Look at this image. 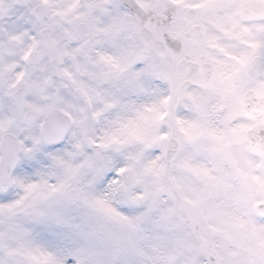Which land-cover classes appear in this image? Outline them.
<instances>
[{
    "label": "snow or ice",
    "instance_id": "snow-or-ice-1",
    "mask_svg": "<svg viewBox=\"0 0 264 264\" xmlns=\"http://www.w3.org/2000/svg\"><path fill=\"white\" fill-rule=\"evenodd\" d=\"M0 264H264V0H0Z\"/></svg>",
    "mask_w": 264,
    "mask_h": 264
}]
</instances>
